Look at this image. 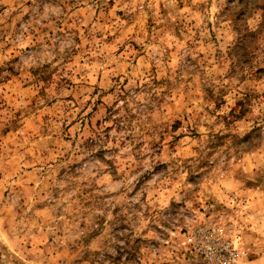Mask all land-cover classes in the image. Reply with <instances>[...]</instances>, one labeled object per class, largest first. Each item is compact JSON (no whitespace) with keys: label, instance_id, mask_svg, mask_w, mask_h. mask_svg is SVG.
<instances>
[{"label":"rangeland","instance_id":"rangeland-1","mask_svg":"<svg viewBox=\"0 0 264 264\" xmlns=\"http://www.w3.org/2000/svg\"><path fill=\"white\" fill-rule=\"evenodd\" d=\"M0 264H264V0H0Z\"/></svg>","mask_w":264,"mask_h":264}]
</instances>
